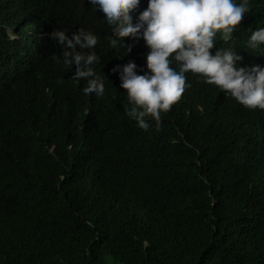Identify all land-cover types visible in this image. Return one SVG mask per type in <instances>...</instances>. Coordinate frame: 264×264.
<instances>
[{
	"label": "trees",
	"instance_id": "trees-1",
	"mask_svg": "<svg viewBox=\"0 0 264 264\" xmlns=\"http://www.w3.org/2000/svg\"><path fill=\"white\" fill-rule=\"evenodd\" d=\"M247 5L210 51L264 65V45H247L264 0ZM78 29L97 40L77 51L97 58L99 98L49 36ZM111 39L90 0H0V264H264V109L189 70L196 108L173 103L143 129L111 69L147 47ZM28 43L42 54L22 53Z\"/></svg>",
	"mask_w": 264,
	"mask_h": 264
},
{
	"label": "clouds",
	"instance_id": "clouds-1",
	"mask_svg": "<svg viewBox=\"0 0 264 264\" xmlns=\"http://www.w3.org/2000/svg\"><path fill=\"white\" fill-rule=\"evenodd\" d=\"M90 3L111 29L112 45L124 44L123 38L129 37L134 41L142 38L147 47L133 52V57L142 62L129 60L111 69L118 74L120 87L126 90L132 104L127 114L139 127H149L144 119L148 115L159 122L161 112L169 110L173 103L196 108L197 100L188 97V93L191 92L190 77L198 75L187 73L189 70L202 74L208 83L227 90L244 106L264 109V65L238 66L242 57L235 51H210L217 32H221L225 40L232 38L243 15L250 10L247 0L239 4L234 0H147V7L138 12L135 22L133 13L138 10L141 0H90ZM249 31V48L264 45V27ZM49 36L62 46L63 63L75 66L74 78L86 82L82 94L97 98L103 95L104 86L94 77L91 68L98 63L97 58L91 53L85 55L77 51V47L92 49L97 43L96 37L83 29L71 35L53 30ZM20 48L26 55L42 54L38 47L23 45ZM172 54L179 71L170 67Z\"/></svg>",
	"mask_w": 264,
	"mask_h": 264
},
{
	"label": "bare ground",
	"instance_id": "bare-ground-1",
	"mask_svg": "<svg viewBox=\"0 0 264 264\" xmlns=\"http://www.w3.org/2000/svg\"><path fill=\"white\" fill-rule=\"evenodd\" d=\"M15 31V30H14ZM19 32V31H18ZM7 35H8V39L10 40V42L11 41H13V40H15V39H18L17 38V35L15 34V32H13V31H8L7 33H6ZM24 46H27V47H33L32 46V44H25ZM36 184V183H35ZM37 186V185H36Z\"/></svg>",
	"mask_w": 264,
	"mask_h": 264
}]
</instances>
